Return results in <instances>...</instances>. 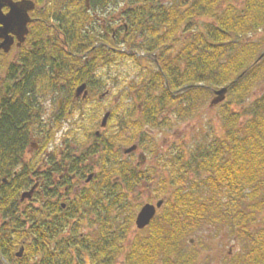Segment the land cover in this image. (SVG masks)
I'll return each instance as SVG.
<instances>
[{
	"label": "trees",
	"instance_id": "16d2710c",
	"mask_svg": "<svg viewBox=\"0 0 264 264\" xmlns=\"http://www.w3.org/2000/svg\"><path fill=\"white\" fill-rule=\"evenodd\" d=\"M121 2L124 25L113 37L114 20L105 17L98 25L95 13ZM45 6L33 15L47 22L53 17L56 28L36 18L19 62L0 54L7 78L15 81L10 96L0 81V264H119L121 256L123 264H193L198 253L185 249L186 236L220 220L235 225L243 239L250 224L260 225L233 264H264V220H257L264 203V92L246 104L264 77V36L250 37L264 30V0H92L91 6L87 0H47ZM127 64L138 73L120 88L112 125L96 136L100 108L88 106L86 151L68 160L47 158L38 205L22 201L43 161L41 149L29 152L32 136L42 127L51 139L55 129L41 121L47 96L63 86L71 96L86 81L85 105L105 86L103 72ZM225 85L220 131L178 150L156 140V129L194 117ZM133 94L137 105L126 101ZM69 101L66 113L76 109ZM134 142L151 164L148 157L142 163L123 153L122 146ZM87 157H96L100 170L75 192L72 174L81 179L93 170L80 166ZM153 186L155 197H166L162 210L145 234L127 243L143 190ZM69 194L70 200L60 201ZM85 221L103 226L87 236L81 233ZM22 244L24 255L17 257Z\"/></svg>",
	"mask_w": 264,
	"mask_h": 264
},
{
	"label": "rangeland",
	"instance_id": "374dc122",
	"mask_svg": "<svg viewBox=\"0 0 264 264\" xmlns=\"http://www.w3.org/2000/svg\"><path fill=\"white\" fill-rule=\"evenodd\" d=\"M91 1L92 0H88L89 6H91ZM236 1L238 3H241V0H236ZM123 4H124L123 2L118 4H112V6H109L106 9V11H100L95 13L97 18L99 19L97 24L105 25V23L107 22L105 17H107L109 19L114 20L112 25L113 30L115 29L116 31L119 30L122 31L121 27L124 25V22L122 16L120 15V11H122ZM203 20L208 21V19L206 18ZM262 36H264V30L257 31L256 33H252L250 35V37H252L253 39ZM183 38H185L184 35H182L181 41L184 40ZM128 64L125 66H120L119 69L113 68L110 71L107 70L102 73L104 75L103 76L104 79L106 80V84L103 87V89L94 90V92H92L93 93L92 100L89 103L86 102L87 104L84 105L83 102H81L82 106L80 107L82 108L77 109L70 116L63 115V122L61 124H59V122L55 123L54 125L55 129L52 130V137L50 141L47 143V145H42V147H44L41 148L43 149V152L46 153V151L52 150L53 152L57 153L56 155L57 160H63L64 157L66 158V160H68L69 155L72 154V156L79 157L86 151L87 147L90 145V140H91L88 129H89V122L92 119L91 116L89 115L88 106H90L91 108L93 105H96L97 107L100 108L97 118L98 126H96V128L93 130L94 133L95 130L100 128V121L102 119L103 113L106 110L111 109L116 103L121 101L122 94H124V92H122V89L120 88L124 84L130 83L133 80V78L137 77L136 76V74L138 73L137 68H132L128 66ZM148 64L150 65V68H152V64L150 62H148ZM113 78H116V81H113ZM106 89H110V93L100 98V94L102 93V91ZM67 90L68 88L66 86H63L59 92H55L47 97V100L44 101V105H45L44 120L52 121L54 113H56V110H58L57 108L64 107L62 103L67 96ZM263 92H264V77L261 78L260 81H257V83L253 86V88L251 89V93L249 94L246 100V104H249L254 97L262 94ZM211 97L212 96H210L207 99L203 108L194 117L181 119V120L177 119L173 121L171 127H168L164 130L156 129L154 131V136L156 140L159 143L165 145L167 150H178L182 147L185 148L194 147L195 145L202 143L204 136L208 132L214 129L219 128L218 130L220 131L221 123H222L220 113L223 110V106H221V104L223 103H220L215 106H211L209 103ZM130 98L126 99V101L133 103L135 105H137L140 100L136 96V94H133ZM60 100H62L61 103ZM83 105H84V110L87 111L85 115H83ZM93 108L91 109V112ZM172 116L173 118H175L173 114ZM110 123L111 125L113 123L111 119L109 120L108 127ZM32 141H33V146L30 149L31 155L35 153L36 150L40 147V145L39 147L36 146V144H38L37 140L33 139ZM123 147L124 146H122L121 149H123ZM141 151L145 152L143 149L139 148V150L131 153L130 155L134 159L139 160V154ZM147 157H148V161L146 165L148 166L152 162H151V158L148 155ZM40 164L37 167L38 172L35 173L33 177V183L38 182L39 185L33 195V198L29 200H25V203L26 202L34 203L36 206L38 205V201L35 200L36 194L39 193L40 195L43 186L46 185L44 180V175H45L44 171L47 170L48 167L50 166V164H47L44 161H42ZM87 164H89L87 168L91 166L93 170L96 172L100 170L96 157H92V158L87 157L86 161L81 163L80 166H85V165L87 166ZM88 174L89 173H86L83 179L74 181L75 192H79L85 185H88L90 183V182L87 183L85 180ZM57 179H59V175L54 174L52 180L57 181ZM165 191H167V189ZM143 193H144L143 195L144 201H142L141 205L137 207L135 218L138 211L140 210V208L143 206L144 203L146 202L155 203L159 198L164 197V195L155 197L154 186H153V191H151V189L148 187L143 190ZM72 196L73 195L71 194L63 195L60 197V201L66 202L70 200ZM263 204L261 205L262 210L257 217V220L262 222L264 220ZM135 218L131 230L128 233L127 240L128 239L132 240V238H134L136 234L146 233V228L141 230L137 229L135 224ZM90 223L91 222L85 221V223H83L81 226V231H86L88 229V224ZM253 229H254L253 227L249 228V230H253ZM239 233L241 232L236 230L235 225L229 223L228 221L220 220L212 224L207 223L201 225L200 227L195 229V231L191 232L189 235L186 236L185 249L188 252L198 253V259L193 264H233L234 262L239 261V258L243 256V254L247 251V249L251 245L250 240L243 239L242 238L243 236L241 237V234ZM123 263H124L123 256H121V258L119 259V264H123Z\"/></svg>",
	"mask_w": 264,
	"mask_h": 264
},
{
	"label": "water",
	"instance_id": "95a60500",
	"mask_svg": "<svg viewBox=\"0 0 264 264\" xmlns=\"http://www.w3.org/2000/svg\"><path fill=\"white\" fill-rule=\"evenodd\" d=\"M43 0H0V51L8 52L12 46L16 43L17 46H21L29 33V23L32 21L30 11L34 9L37 3H42ZM5 7L8 10H5ZM17 40V42H16ZM264 55L262 53L261 57ZM1 67V64H0ZM9 83H6V92L9 90ZM228 86H222L215 90V95L210 101L211 106H215L225 100L228 93ZM87 84L82 83L76 89V96L82 95L84 98L88 96ZM110 111L105 112L101 125L106 126ZM99 133V131H97ZM137 144H133L124 149L125 153H130L137 148ZM143 157V156H142ZM93 176L91 173L88 176L90 180ZM37 184L33 185L30 190L22 193V199L26 197L31 198ZM164 199H159L156 203L147 202L139 210L136 216V225L139 229L146 227L153 217L156 215L157 210L164 204ZM25 247L22 245L17 252V256L21 257L24 253Z\"/></svg>",
	"mask_w": 264,
	"mask_h": 264
},
{
	"label": "flooded vegetation",
	"instance_id": "af4514ba",
	"mask_svg": "<svg viewBox=\"0 0 264 264\" xmlns=\"http://www.w3.org/2000/svg\"><path fill=\"white\" fill-rule=\"evenodd\" d=\"M46 2H47V0H43V2L42 3H37L36 4V6L34 7V9L33 10H31L30 11V13H31V15H32V17H33V19H36V18H40V17H37V16H34L33 15V12L34 11H36V10H39V8H43V9H45V5H46ZM87 4H88V0H87ZM89 5V4H88ZM5 10H8V8L7 7H5ZM41 19V22H43V23H41V24H45V22H47L46 21V18H40ZM51 19V21L50 22H47L49 25H51L54 29L56 28L55 27V20L53 19V17H51L50 18ZM32 22H33V20H32ZM31 22V23H32ZM40 24V25H41ZM39 25V26H40ZM116 30L114 29L113 30V37H116ZM59 34V36H61L60 34L61 33H58ZM16 42H17V40H16ZM63 43H66V41H63ZM27 45H29L28 44V41L26 40L21 46H17L16 45V43L13 45V47L11 48V50L8 52V53H5V52H3V51H1V54H8V60L9 61H14V62H19V59H18V56H19V53L22 51V49L25 47V46H27ZM68 52H71V51H68ZM72 54H74V53H72ZM3 58V57H2ZM1 61V60H0ZM59 64H60V62H58ZM58 63H57V70H58V68H60V66H58ZM6 73V69H5V71H4V74L3 75H1L0 76V78H1V80H2V82L3 81H9L10 82V84H9V88H10V92L7 94L6 92H5V87H4V83H3V90H4V93L6 94V96H10V93H11V91L13 90V86H14V83H15V81L14 80H12V79H6V77H7V75L5 74ZM82 83H86L87 84V89H88V91H90V89H89V85H88V83L86 82V81H82V82H80L79 84H77L76 86H75V88H74V91H73V94H71V96L67 93V96H66V98L63 100V103H62V105H64V107H58L57 109L58 110H56V113H54V115H53V119H52V121H46V120H44V113H43V116H42V123L44 124V125H46V126H48L49 128L50 127H53L54 125H55V123H58L59 122V124H61L62 122H63V115H65V116H70V115H72L77 109H79V107L80 106H82V104H81V102H83V101H85L86 99H84L83 98V96L82 95H80V96H76V88L78 87V86H80ZM69 98L70 99H74V104H75V106H76V109L74 110V111H72V107L70 106L69 108H68V113H65V108H67V106H68V104H70L71 102L69 101ZM62 102V100H60V103ZM61 105V104H60ZM61 108V109H60ZM63 108H64V111H63ZM87 113V111L86 110H84V105H83V115H85ZM67 114V115H66ZM67 121V120H66ZM65 121V122H66ZM45 134L46 133H44L43 132V129H42V127H39V128H37V130L35 131V133H34V135L32 136V140L33 139H35V140H37L38 141V144H36V146H38L39 147V145H40V147L38 148V151L41 149V148H44V147H42V145H45V144H42L43 143V141L45 140V138L47 139V140H49L50 139V134H47L46 135V137H45ZM31 140V144H30V149H31V147L33 146V141ZM35 146V145H34ZM37 151V150H36ZM41 151L43 152V149H41ZM62 152V151H61ZM59 154H61V153H59ZM56 155H57V153H55V152H53L52 150H50V151H46V153L44 152L43 153V157H42V160L45 162V163H47V158H53V157H56ZM40 165H43V164H40ZM87 173H89V171L87 172ZM72 176H73V179H72V181L74 182V181H77V180H79L80 179V177H78L76 174H72ZM84 178V177H83ZM83 178H81V179H83ZM101 226H103L102 224H97V223H90V224H88V229L86 230V231H83V232H81V233H83V234H85V235H87V236H90V235H94V233H92L91 232V229L92 228H97V227H101ZM256 226H260V225H258V224H255V223H253V224H250L249 225V227H248V229H247V233H248V236L245 238L246 240L248 239V240H250L249 238H251L250 237V235L251 234H253V233H255V227ZM250 227H253L254 229L253 230H249V228ZM86 241H88V240H86ZM131 240H127V243L128 242H130ZM86 253H87V257L89 258V250H86Z\"/></svg>",
	"mask_w": 264,
	"mask_h": 264
}]
</instances>
